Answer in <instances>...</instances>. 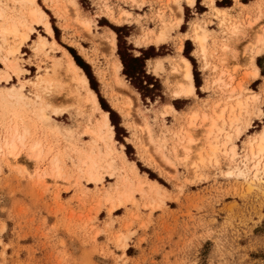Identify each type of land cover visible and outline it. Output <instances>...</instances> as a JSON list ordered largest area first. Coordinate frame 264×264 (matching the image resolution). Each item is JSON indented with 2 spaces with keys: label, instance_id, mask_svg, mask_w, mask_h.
<instances>
[{
  "label": "rangeland",
  "instance_id": "374dc122",
  "mask_svg": "<svg viewBox=\"0 0 264 264\" xmlns=\"http://www.w3.org/2000/svg\"><path fill=\"white\" fill-rule=\"evenodd\" d=\"M37 1L49 14L58 45L36 25L18 55L16 74L4 64L7 46L0 38V76L13 75L11 84L0 82V146L15 123L6 102L12 85H24L30 105L21 111L32 132L16 156L0 152V264H264V180L252 182V174L234 171L264 126V74L257 62L261 58L264 69V50L256 55L251 25L264 20V0H196L193 6L181 0L183 11L176 0H77L80 16L67 0L55 6ZM214 6L225 8L231 20L222 21ZM195 22L209 34L205 60ZM116 29L135 56L158 53L145 61L147 74L160 82L154 99L142 95L124 65L115 72ZM161 34L162 42L150 41ZM41 35L50 41L45 51L35 48ZM60 46L91 67L101 96L119 116V136L111 121L114 137H101V112L85 102L67 74ZM253 54L257 77L250 73ZM180 55L196 69L197 95H175ZM222 71L227 87L216 81ZM42 79L50 86L48 120L37 111ZM245 97L248 105L239 110L237 102ZM236 117L239 123L232 124ZM238 128L245 129L240 136ZM33 141L41 148L37 157L29 149ZM210 141L218 146L215 154Z\"/></svg>",
  "mask_w": 264,
  "mask_h": 264
},
{
  "label": "bare ground",
  "instance_id": "6f19581e",
  "mask_svg": "<svg viewBox=\"0 0 264 264\" xmlns=\"http://www.w3.org/2000/svg\"><path fill=\"white\" fill-rule=\"evenodd\" d=\"M52 4L57 5V2L60 0H50ZM178 2V7L180 11H183V6L181 5V0H176ZM189 4L193 6L196 2V0H186ZM260 1V0H259ZM262 1V0H261ZM68 4L73 8V10L79 15L80 12V6L77 0H67ZM214 0H211V3L213 4ZM241 3V2H240ZM257 3V2H256ZM264 3V2H263ZM242 4V3H241ZM259 5V3H257ZM247 5V4H246ZM245 5V6H246ZM264 5V4H263ZM256 6V5H255ZM69 7V6H68ZM218 12H223L222 15V21H229L230 18H227L225 11V8L214 6ZM256 8V7H255ZM213 9V8H212ZM229 9V8H228ZM227 9V10H228ZM120 13V12H119ZM125 12L120 14V17L117 19L121 23L125 18ZM220 15V14H219ZM218 15V16H219ZM80 16V15H79ZM216 16V15H215ZM84 17V16H83ZM129 17V16H127ZM183 17V16H182ZM182 17H179V23L183 19ZM82 18V17H81ZM115 18V17H114ZM217 18V17H216ZM79 19V18H78ZM242 19V18H241ZM264 19V18H263ZM88 20V19H87ZM116 20V19H115ZM231 20V19H230ZM89 21V20H88ZM183 21V20H182ZM87 23V22H86ZM85 23V24H86ZM172 23V22H171ZM202 23V22H201ZM176 24V23H175ZM233 24V23H232ZM235 24V23H234ZM255 24L256 28V55H259L264 50V20L257 21V22H251V25ZM36 25L44 27L46 33L53 38L52 43L58 45L57 40L55 38V32L54 28L52 26V23L49 19V14L41 7L39 2L37 0H0V38L3 40V45L7 46L6 55L4 57V64L6 65L7 69L12 70L14 73H19L21 71V66L19 61L17 60L18 55L22 53V48L26 44V42H29L31 38V34L36 30ZM87 25V24H86ZM90 25V23H89ZM173 25V24H172ZM167 26V25H165ZM254 27V26H252ZM193 28V27H192ZM238 26L236 25L234 29L236 30ZM194 38L198 46L200 47V50L204 56V60L206 59L208 55V48H207V40L209 37L208 31L205 27H203L200 22L194 23ZM261 29V30H260ZM233 30V29H232ZM111 33V32H110ZM255 33V32H254ZM112 39L110 45L112 50L117 49V38L116 33L112 31ZM152 34V33H150ZM155 35V34H154ZM166 35V34H165ZM184 36V35H183ZM254 36V35H253ZM10 37H14L15 41L13 44L8 42V39ZM149 37V36H148ZM141 38V37H140ZM164 38V35H157L156 37L151 38L150 41H153L154 43H160L162 42ZM167 38V37H165ZM146 40V39H145ZM49 39L41 35L39 39L36 41V50L38 51H45L48 48ZM61 50L63 51L64 55L67 58V74H69V77L74 81L76 86H78L81 90H83L84 95L83 99L87 104L90 105L93 109L100 110V118L98 122L99 132L102 138L106 134H108L110 137H114L115 131L114 126L111 123L110 114L108 111L104 110L101 107V104L99 102L98 95L96 91L90 86V81L84 70L76 63L74 57L71 55V53L66 49L62 48L60 46ZM195 51V50H194ZM181 54V53H180ZM254 55V54H253ZM256 55H254L251 58L253 71L250 73L253 75V77H257L259 75V68L255 62ZM178 62L177 71L181 74V80L178 85V89L175 91V95L177 98L180 97H187V96H194L197 95L196 93V84H195V78H194V72L192 69V62L189 60V58L185 57L184 55H180ZM251 57V56H250ZM166 58V57H165ZM163 60V59H162ZM113 63V62H112ZM123 68V63L121 59L116 55L115 61H114V69L117 74L121 72ZM219 68V67H218ZM252 70V69H251ZM1 71V70H0ZM230 71V70H229ZM215 73V72H214ZM228 73V72H227ZM230 73V72H229ZM232 73V72H231ZM218 77V76H217ZM13 78V75L11 72H5L4 74H1L0 76V82H5L7 84H11V80ZM229 78V77H228ZM232 78V77H231ZM227 79H225L224 72H220L219 77L217 78V82L221 87H227L229 85L228 82H226ZM216 82V83H217ZM230 82V81H229ZM47 81L40 80L38 82V90L39 94L37 95V98L39 100L38 103V113H40V116L46 120L49 119V115L45 111V107L49 105L50 103V95L49 88L50 86L47 85ZM231 84V83H230ZM230 87V86H229ZM9 88V96L10 98H5L8 105L11 107V112L14 115V125L9 129V134L6 137V140L3 145L0 146V152L2 150H6L8 154L12 156H16L15 152L17 149V146L19 143L22 145L26 143L28 137L31 138L29 135H32V132L30 131V127L27 123L24 122V115L22 114V109L27 108L30 105L29 97L24 93V85H22L20 88L16 87L15 85H12ZM242 88V87H241ZM240 88V90H241ZM231 89V88H230ZM235 90V88H234ZM233 90V91H234ZM239 90V89H238ZM247 90V89H246ZM244 90V91H246ZM230 91V90H228ZM248 91V90H247ZM246 91V92H247ZM254 91V90H253ZM252 92V91H251ZM250 93V92H249ZM232 94V92H231ZM258 94V93H257ZM6 95V94H5ZM238 95V96H237ZM235 98L239 97V94H237ZM249 95V94H248ZM247 96V95H246ZM251 96V95H250ZM256 95L252 93V97L254 98ZM248 97V96H247ZM251 97V100L253 99ZM232 98V97H231ZM246 98V97H245ZM243 100H238L237 107H239V110L241 108H245L244 105L246 104L248 100L247 98ZM257 100V99H256ZM225 102V100H224ZM227 102V101H226ZM250 102V101H249ZM236 104V102H234ZM257 103V102H256ZM252 104V103H251ZM169 105V104H168ZM194 106V105H193ZM192 106V107H193ZM232 106V105H230ZM252 106V105H251ZM254 106V105H253ZM171 109L174 111H178L173 105H169ZM229 107V106H228ZM227 107V108H228ZM233 107V106H232ZM236 107V105H235ZM217 108V105H216ZM231 108V107H229ZM235 109V108H234ZM232 110V112L234 111ZM248 109V108H247ZM213 110V109H212ZM216 110V109H215ZM225 110V109H224ZM252 110V109H251ZM260 110V109H259ZM202 111V110H201ZM226 111V110H225ZM238 111V110H237ZM256 111V110H255ZM217 112V111H216ZM215 112V113H216ZM223 112V111H222ZM230 112V111H229ZM228 112V113H229ZM240 112V111H238ZM244 112V111H243ZM246 112V111H245ZM252 112V111H251ZM254 112V111H253ZM8 113V112H7ZM200 113V112H199ZM221 113V112H220ZM248 114V112H246ZM198 114V113H197ZM218 114V113H217ZM235 114V113H234ZM233 114V115H234ZM238 114V113H237ZM245 114V113H244ZM250 114V113H249ZM216 116V115H215ZM220 117H223V114H219ZM186 117V116H185ZM206 117V116H204ZM217 117V116H216ZM226 117V116H225ZM238 117H240V113L238 114ZM236 117L235 119L231 120V123L238 122L240 119ZM261 117V115H260ZM147 119V117H145ZM201 118V117H199ZM215 118V117H214ZM224 118V117H223ZM229 118V116H228ZM250 118V117H249ZM253 118V117H252ZM177 119V118H176ZM230 119V118H229ZM248 119V118H247ZM12 120V119H11ZM42 120V119H41ZM197 120V119H196ZM221 120V119H220ZM251 120V119H250ZM225 121V120H224ZM217 122V121H216ZM246 122V120L244 121ZM252 122V121H251ZM46 123V122H45ZM201 123V122H200ZM225 123V122H224ZM239 123V122H238ZM244 124V123H243ZM242 124V125H243ZM164 125V124H163ZM250 123H246L244 126L245 128H248ZM162 126V125H161ZM216 123L215 120L212 122L210 129L208 130V136L210 137L213 135L214 129H215ZM233 126V125H232ZM151 127V126H150ZM219 127V126H218ZM236 127V126H235ZM239 127V126H238ZM243 127V126H242ZM32 129V127H31ZM164 130V129H163ZM224 130V129H223ZM245 129L238 128L237 134L240 136L242 132ZM168 131V130H167ZM166 131V132H167ZM171 131V130H170ZM219 131H222L219 129ZM152 132V131H151ZM165 132V133H166ZM106 133V134H105ZM150 133V131H149ZM181 134V133H180ZM151 135V134H150ZM167 135V134H166ZM178 135V134H177ZM217 135V134H216ZM220 135V134H219ZM227 135V134H226ZM229 136V134H228ZM235 135L234 137H236ZM255 136V135H254ZM232 137V136H231ZM231 137H229V140H231ZM247 137V136H246ZM169 138V137H168ZM252 138V137H251ZM183 139V138H181ZM209 139V138H208ZM217 139V138H216ZM226 139V138H225ZM169 140V139H167ZM234 140V139H233ZM176 141V140H175ZM224 141V140H223ZM227 141V140H226ZM168 143V142H167ZM207 143V142H206ZM230 143V142H229ZM232 143V142H231ZM230 143V144H231ZM238 143V142H237ZM210 150L212 151V154H215L218 151V146L214 145L211 141L209 143ZM248 149L246 154L243 156L242 164L243 166L237 165L234 169L235 172L238 173V175L243 176L246 175L247 177L252 174L251 181L253 180H264V126L262 127V130H260L257 135L248 143ZM232 145V144H231ZM230 145V146H231ZM234 145V144H233ZM232 145V146H233ZM246 145V144H245ZM205 146V145H204ZM143 147V146H142ZM245 147V146H244ZM174 148V147H173ZM189 148L188 146L184 145V149ZM199 148V147H198ZM208 148V147H207ZM221 148V145L219 147V150ZM29 149L31 150V153L39 156L41 152V148L39 147V142L33 141L30 144ZM178 149V148H177ZM201 149V148H200ZM229 149V147H228ZM207 150V149H206ZM225 151V150H224ZM240 151V150H239ZM229 152V150H228ZM227 152V154H228ZM201 153V152H200ZM220 153V152H219ZM224 153V152H223ZM231 156L232 159H235L238 155L235 147L231 149ZM224 155V154H223ZM197 156V155H196ZM205 156V155H204ZM226 156V155H225ZM169 157V156H168ZM201 158V157H200ZM206 158V157H205ZM208 158V157H207ZM231 158V157H229ZM237 159V158H236ZM206 160V159H205ZM208 160V159H207ZM228 160V159H227ZM229 162V161H228ZM231 163V162H230ZM237 163V162H236ZM57 166V163H56ZM236 173V174H237ZM137 177V176H136ZM245 178V177H244ZM247 179V178H246ZM154 184H157L155 181H152ZM151 184V183H150ZM156 187V186H155ZM126 203V202H125Z\"/></svg>",
  "mask_w": 264,
  "mask_h": 264
},
{
  "label": "trees",
  "instance_id": "16d2710c",
  "mask_svg": "<svg viewBox=\"0 0 264 264\" xmlns=\"http://www.w3.org/2000/svg\"><path fill=\"white\" fill-rule=\"evenodd\" d=\"M116 31L118 33V47H119L118 53L124 65V73L132 80V83L141 91L144 97H151L152 99H154L157 95H159L158 90L160 89L159 88L160 82L157 78H153V76L147 74L145 61L150 57L158 55V53L148 54L147 51H143V55L135 56L133 53L130 52L132 47L128 46L127 41L123 39L122 30L116 29ZM152 49L154 48L152 47ZM71 52L76 62L79 64V66L83 68V70L86 72L87 76L89 77L91 87L99 95V99L102 107L110 112L111 121L115 126L117 136H119L121 134V126H120V121L118 120L119 116L117 112L113 108H111L106 102V100L101 96L98 82L89 64L85 62L81 58V56H79L75 51L71 50ZM185 53H187V50L185 51ZM188 57L190 58V60L194 61L190 55H188ZM261 60L262 59L259 58L257 62L258 65L262 68V72L264 74V69ZM194 73H195L196 85L199 87L200 81L196 74L197 73L196 69ZM151 177L156 178L155 176H153L152 173H151Z\"/></svg>",
  "mask_w": 264,
  "mask_h": 264
},
{
  "label": "crops",
  "instance_id": "0c3cea01",
  "mask_svg": "<svg viewBox=\"0 0 264 264\" xmlns=\"http://www.w3.org/2000/svg\"><path fill=\"white\" fill-rule=\"evenodd\" d=\"M252 1H253V0H250V2H252ZM0 236L3 237V234L0 233ZM4 239H5V238H4ZM4 239H3V240H4ZM0 250H1V247H0ZM7 252H8V251H7ZM157 260L160 261L161 259H157Z\"/></svg>",
  "mask_w": 264,
  "mask_h": 264
}]
</instances>
